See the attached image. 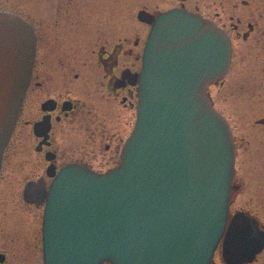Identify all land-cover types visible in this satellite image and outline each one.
Instances as JSON below:
<instances>
[{"label":"water","instance_id":"1","mask_svg":"<svg viewBox=\"0 0 264 264\" xmlns=\"http://www.w3.org/2000/svg\"><path fill=\"white\" fill-rule=\"evenodd\" d=\"M35 51L33 26L0 12V170ZM231 58L214 21L179 8L154 19L120 164L105 173L72 164L47 193L40 181L26 187L31 201L47 197L45 264H211L222 239L227 264L256 258L264 229L243 210L228 219L236 146L207 92Z\"/></svg>","mask_w":264,"mask_h":264},{"label":"flooded vegetation","instance_id":"2","mask_svg":"<svg viewBox=\"0 0 264 264\" xmlns=\"http://www.w3.org/2000/svg\"><path fill=\"white\" fill-rule=\"evenodd\" d=\"M175 8L225 30L232 43L228 71L239 58L241 71L251 66L264 76V0H0V12L20 15L36 36L31 80L0 170V264H44L47 197L27 199L30 182L40 181L47 193L68 165L105 173L120 164L137 122L139 73L154 19ZM235 45L243 46L239 56ZM256 126L264 140V116ZM240 189L234 175L230 218Z\"/></svg>","mask_w":264,"mask_h":264},{"label":"rangeland","instance_id":"3","mask_svg":"<svg viewBox=\"0 0 264 264\" xmlns=\"http://www.w3.org/2000/svg\"><path fill=\"white\" fill-rule=\"evenodd\" d=\"M242 50L243 46L235 45L238 56ZM238 59L222 79L209 85L208 92L215 107L228 119L237 142L235 183L244 189L233 192L231 212L248 210L264 223V140L256 126V120L264 116V76L252 74L251 66L241 71ZM214 260L215 264H224L221 249ZM253 264H264V253Z\"/></svg>","mask_w":264,"mask_h":264}]
</instances>
